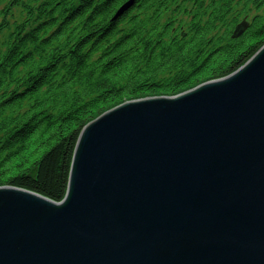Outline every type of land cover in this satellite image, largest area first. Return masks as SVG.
I'll list each match as a JSON object with an SVG mask.
<instances>
[{
	"label": "water",
	"instance_id": "1",
	"mask_svg": "<svg viewBox=\"0 0 264 264\" xmlns=\"http://www.w3.org/2000/svg\"><path fill=\"white\" fill-rule=\"evenodd\" d=\"M0 264H264V46L87 124L62 202L0 186Z\"/></svg>",
	"mask_w": 264,
	"mask_h": 264
},
{
	"label": "trees",
	"instance_id": "2",
	"mask_svg": "<svg viewBox=\"0 0 264 264\" xmlns=\"http://www.w3.org/2000/svg\"><path fill=\"white\" fill-rule=\"evenodd\" d=\"M263 46L264 0H0V186L62 202L87 124L225 78Z\"/></svg>",
	"mask_w": 264,
	"mask_h": 264
}]
</instances>
